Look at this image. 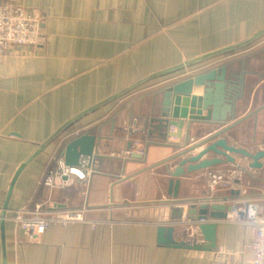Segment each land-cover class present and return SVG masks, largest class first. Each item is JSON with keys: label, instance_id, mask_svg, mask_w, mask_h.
Instances as JSON below:
<instances>
[{"label": "crops", "instance_id": "0c3cea01", "mask_svg": "<svg viewBox=\"0 0 264 264\" xmlns=\"http://www.w3.org/2000/svg\"><path fill=\"white\" fill-rule=\"evenodd\" d=\"M12 1L38 9L43 39L0 56V209L15 171L28 157L13 184L7 214L37 202L91 209L84 213L87 220L53 222L23 244L15 241L17 225L5 220L7 264H242L250 259L256 235L252 224L215 219L210 249L158 242L157 227L171 225L175 240L206 245L197 223L187 219L189 205L204 199L264 203V157L261 166L251 167L249 157L231 153L234 162L185 172L174 198L168 193V168L177 159L168 158L225 124L200 120L187 127L185 117L181 137H170L159 134L150 118L159 116L163 87L184 85L211 67L232 62L242 73L241 96L235 117L226 124L240 121L223 136L249 151L264 147V35L161 73L264 28V0ZM202 92V86H193L191 94ZM176 107L187 114V107ZM73 118L66 127L87 125L100 137L101 170L87 181L45 185L42 171L56 165L64 146L58 134ZM128 148L141 150V157L123 154ZM213 173H223L230 185L211 189ZM117 215L128 220L114 219Z\"/></svg>", "mask_w": 264, "mask_h": 264}, {"label": "water", "instance_id": "95a60500", "mask_svg": "<svg viewBox=\"0 0 264 264\" xmlns=\"http://www.w3.org/2000/svg\"><path fill=\"white\" fill-rule=\"evenodd\" d=\"M262 35H264V28L244 41L223 47L214 52L206 53L180 65L166 69L161 73H168L175 69L190 65L194 62L232 51L247 45ZM144 80L146 79L139 81V83L143 82ZM139 83L132 85V87ZM241 84L242 73L240 67L237 66V64H232V62H227L209 68L199 77L184 85L170 83L161 89L162 98L159 116H152L150 118V121L156 122L153 125V128L157 129L159 134L163 136L168 135L181 137L182 130L185 125V117L187 119V127L192 122L200 120H209L215 122L216 124H225L213 131L205 139L194 143L185 149H182L178 153L168 158V160L177 159V163L174 165L173 169L168 168V174L170 175L168 182V193L172 197H177L180 185V176H182L185 172L204 169L218 163H222L223 161L234 162V157L231 155V153H241L249 157L251 159V162L249 163L251 167L261 166L262 163L260 159L264 157V147L255 151H249L244 147L230 144L227 138L223 136V134L229 128L233 127L240 121L237 120L231 124H226L228 119H233L235 117L236 100L241 96ZM193 86H202V94H191ZM180 104L188 108L186 115L177 111L176 106ZM75 118L70 119L66 123L65 127ZM170 126H174V130L171 131ZM98 138L100 139V137H97V135L94 133L85 132L66 141L60 151L61 155L64 157L65 163L70 166H75L78 164L79 158L82 154H92L97 146ZM188 139L189 136L186 134L184 137L185 143H187ZM202 144L205 145L199 151L191 153L196 147ZM42 146L43 143L39 145V148ZM210 151L213 152L214 155L205 157L204 155ZM130 156L141 157V153L138 151H132ZM28 159L29 157L18 166L15 174L13 175L0 211V214L3 216L6 213L15 179ZM223 201L226 202L227 198H224ZM196 205H199V207L197 213L195 214L193 210H195L194 208ZM189 206L190 207L187 210V219L197 223V226L201 231L203 238L207 241V244L202 245L199 243H186L183 240L177 241L173 237L174 227L171 225L167 226L165 224H160L157 227V241L178 247H197L204 249L213 248L215 245V233L217 226L215 219L225 218L227 216V212L232 209L233 204L228 202L223 203L216 200L207 201L204 199L200 200L198 204L193 202ZM181 214L182 207H179L178 217H180ZM210 218H213V220H210ZM0 227L3 264H7L4 237V219L0 220Z\"/></svg>", "mask_w": 264, "mask_h": 264}, {"label": "built area", "instance_id": "2783aa9c", "mask_svg": "<svg viewBox=\"0 0 264 264\" xmlns=\"http://www.w3.org/2000/svg\"><path fill=\"white\" fill-rule=\"evenodd\" d=\"M41 18L42 15L38 9L26 8L12 0H0V56L5 55L14 46L41 44L43 39ZM170 130H174V126H170ZM85 132L88 131L80 128L71 130L64 134L60 141L65 144L69 139ZM131 152L132 150L128 148L123 151V154L130 156ZM99 155H101L99 150L95 148L92 154H82L77 165L70 166L65 163L63 155L59 153L56 165L45 167L40 181L51 187H64L77 180L87 181L93 173L101 170ZM219 185L228 187L230 180L223 173L211 174L209 187L214 190ZM89 209L91 208L85 206L50 208L44 202H37L32 208L23 207L11 214L5 213L4 216L0 214V219L9 220L17 225L15 241L23 244L39 237L53 222L67 224L87 220L84 213ZM226 218L229 221L252 224L256 227V235L252 242L254 254L242 264H264V203L249 201L233 204ZM111 219L113 218L108 220Z\"/></svg>", "mask_w": 264, "mask_h": 264}, {"label": "trees", "instance_id": "16d2710c", "mask_svg": "<svg viewBox=\"0 0 264 264\" xmlns=\"http://www.w3.org/2000/svg\"><path fill=\"white\" fill-rule=\"evenodd\" d=\"M78 128H80L81 130H83V131H87V129H88V126L87 125H81V126H79ZM73 129V125H69L68 127H66L64 130H62L61 131V133L60 134H58L59 136L61 135H64V134H66L67 132H69V131H71ZM57 135V136H58ZM99 159L101 160L102 159V155H99Z\"/></svg>", "mask_w": 264, "mask_h": 264}, {"label": "rangeland", "instance_id": "374dc122", "mask_svg": "<svg viewBox=\"0 0 264 264\" xmlns=\"http://www.w3.org/2000/svg\"><path fill=\"white\" fill-rule=\"evenodd\" d=\"M114 217V219H117V220H121V219H125V220H128V219H126V218H118V217H120V215H117V216H113ZM131 220V219H130ZM133 220V219H132ZM137 221V220H136Z\"/></svg>", "mask_w": 264, "mask_h": 264}]
</instances>
